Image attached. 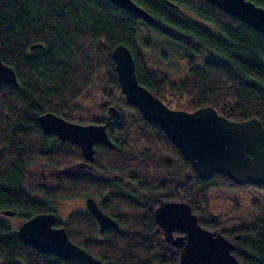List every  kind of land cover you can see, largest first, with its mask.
Here are the masks:
<instances>
[{"label": "trees", "instance_id": "obj_1", "mask_svg": "<svg viewBox=\"0 0 264 264\" xmlns=\"http://www.w3.org/2000/svg\"><path fill=\"white\" fill-rule=\"evenodd\" d=\"M135 1L152 21L110 0H0V55L19 80L17 86L0 82V208L26 220L56 212L58 198L93 195L120 226L101 233L87 208L76 210L56 222L72 241L101 264H178V258L159 249L150 199H189L196 213L207 215L202 223L214 228L221 222L209 212L211 190L263 192L264 184H238L218 172L202 178L166 132L126 100L112 50L126 44L139 81L170 107L192 111L213 105L229 119L256 116L264 125V34L207 0ZM252 1L264 6V0ZM142 26L160 35L147 40L146 49L167 44L176 56L165 47L159 61L146 57L138 38ZM34 43L42 45L32 49ZM97 80L104 84L100 94L92 91ZM110 105L117 107V116H110ZM46 111L74 122L105 123L115 146L96 143L92 168L54 174L52 185L42 183L33 193L26 186L30 167L57 170L83 160L76 143L43 133L38 116ZM260 207L248 223L226 229L245 264H264V203ZM0 260L91 264L26 244L3 217Z\"/></svg>", "mask_w": 264, "mask_h": 264}, {"label": "water", "instance_id": "obj_2", "mask_svg": "<svg viewBox=\"0 0 264 264\" xmlns=\"http://www.w3.org/2000/svg\"><path fill=\"white\" fill-rule=\"evenodd\" d=\"M110 1L146 21L153 20V15L135 0ZM207 1L264 34V6L252 0ZM41 45L34 43L31 48ZM112 56L126 100L136 105L145 119L166 132L202 178L208 179L218 172L238 184H264V125L258 117L232 120L220 114L213 105L192 111L170 107L139 81L133 52L126 44L118 43ZM0 82L19 84L15 68L4 62L1 55ZM108 112L115 117L119 111L115 105H110ZM38 121L44 134H54L63 142L71 140L81 148L82 161L52 169V175L75 174L85 167L92 168L96 143L115 146L105 123L74 122L52 111L40 114ZM158 202L152 207L157 228L162 230L166 241L179 248L178 264H245L236 254L240 249L236 241L221 230L204 226L189 199L160 196ZM85 203L96 218L100 232L119 228L120 222L106 213L93 195H88ZM3 212L14 214L12 209ZM57 219L53 211L36 213L23 220L16 233L23 242L42 252L62 259L101 264L100 258L72 241L64 225H56Z\"/></svg>", "mask_w": 264, "mask_h": 264}, {"label": "rangeland", "instance_id": "obj_3", "mask_svg": "<svg viewBox=\"0 0 264 264\" xmlns=\"http://www.w3.org/2000/svg\"><path fill=\"white\" fill-rule=\"evenodd\" d=\"M160 37L158 33H156L153 29L147 27V26H142L140 29L139 33V43L141 46L144 48L146 51L147 55L146 57L149 56V58H154L155 60L159 61V56L162 50L166 47L167 50L170 52L172 51V54L170 56L175 55L176 56V51L173 49H170L168 45L163 44L162 46H153V48H145V42L149 39H153L156 41V38ZM148 50V51H147ZM153 53V57L151 56ZM151 54V55H150ZM159 63V62H158ZM179 65V64H177ZM179 67H181L179 65ZM98 83L97 85H93L92 91L95 94H100L99 92V86H103V82L100 80H97ZM50 167H44V166H32L29 168L30 172H33L31 182H27V188L30 192L36 193V181H38V177L36 176L37 173H39L38 176L46 174H51ZM31 176H29L30 180ZM40 180V179H39ZM88 196V195H87ZM86 195H78V196H72L68 198H58L54 201L55 207H57V214L58 218L62 221L65 222L68 217L71 215L72 212L80 209H86ZM159 196L153 197L150 199L149 203L151 206L157 205L158 198ZM164 197V196H163ZM186 199V198H183ZM182 200V199H181ZM209 212L212 215H216L220 217V225L218 227L210 228V229H217L221 230L226 234V229L227 228H232V226L240 224V223H248L251 221L253 218H255L260 210L261 207L263 206L264 203V191L260 192L256 189L252 188H230L229 190H223V189H213L210 191L209 195ZM257 204V205H256ZM54 205V204H53ZM198 214V213H197ZM201 217V222L203 219L207 217V215L204 214H199ZM0 217L5 218L8 220L13 228L14 231L18 230L19 224L23 221V218L19 215H8L3 212V209L0 208ZM203 224V223H202ZM204 225V224H203ZM205 226V225H204ZM207 227V226H206ZM209 228V227H208ZM160 235V231L157 229L154 232V237L155 239H158ZM99 236V235H97ZM230 237V236H229ZM164 243L162 246H167V244H173L170 241L162 240ZM161 249V248H159ZM162 250L166 251L167 253L174 255L176 258L179 257V252H177L176 247H173L172 249L170 248H163ZM1 263V260H0Z\"/></svg>", "mask_w": 264, "mask_h": 264}, {"label": "flooded vegetation", "instance_id": "obj_4", "mask_svg": "<svg viewBox=\"0 0 264 264\" xmlns=\"http://www.w3.org/2000/svg\"><path fill=\"white\" fill-rule=\"evenodd\" d=\"M30 175H31V178H30L29 181L31 182L32 177L34 178V176H33L34 174L32 175V173H31ZM38 175H39V173L36 174V176L38 177V181H36V186L37 185H40L42 183L45 184V185H48V186L49 185H52V182H53V180L55 178V175H51V174H49V175L48 174H44V175H40V176H38ZM37 190H38V187H36V191L35 192H37ZM152 207H154V206H151V208ZM57 216H58V214H57ZM156 229L158 231H160L159 238L157 239V243L160 245V248H165L166 249V247H167V248L172 249L173 247H176L177 252H179V248L176 245H174V244H167V246H162V244L164 243L162 240H165L163 238L164 237V234L162 233V230L161 229H159L157 227H156Z\"/></svg>", "mask_w": 264, "mask_h": 264}]
</instances>
